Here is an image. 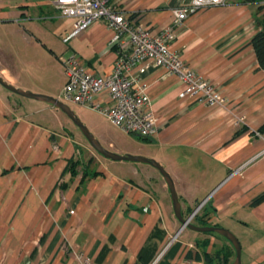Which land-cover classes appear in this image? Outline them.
Wrapping results in <instances>:
<instances>
[{"label":"crops","instance_id":"crops-1","mask_svg":"<svg viewBox=\"0 0 264 264\" xmlns=\"http://www.w3.org/2000/svg\"><path fill=\"white\" fill-rule=\"evenodd\" d=\"M185 1L109 3L152 35L169 28L170 49L225 105L186 96L184 84L150 64L139 82L157 134L139 138L141 151L128 153L111 143L106 148L158 162L174 183L184 218L194 213L207 226L231 231L241 264H264V199L255 204L264 195V70L250 45L264 10L226 0L175 26L173 10ZM73 25L52 0H0V77L55 98L66 81L59 60L70 54L100 75L109 73L114 31L99 20L63 43ZM33 48L53 58L62 71L59 80L43 74L38 83L26 81V51ZM72 128L54 106L0 86V264H204L194 260L196 253L233 251L217 236L179 231L168 187L155 168L95 155L85 160Z\"/></svg>","mask_w":264,"mask_h":264},{"label":"built area","instance_id":"built-area-1","mask_svg":"<svg viewBox=\"0 0 264 264\" xmlns=\"http://www.w3.org/2000/svg\"><path fill=\"white\" fill-rule=\"evenodd\" d=\"M225 3L226 0H186L181 8L173 10L174 25H180L201 9ZM52 4L61 17L74 20L63 43L104 20L114 31L109 45L116 48L115 61L105 75L90 70L77 54L61 59L66 81L58 98L60 101L96 111L125 134L148 139L157 134L158 122L139 77L153 64L163 67L168 75L184 84L186 96L195 97L208 106L225 105L219 92L193 73L170 49L173 34L169 28L152 35L147 29L134 25L109 0H52Z\"/></svg>","mask_w":264,"mask_h":264},{"label":"rangeland","instance_id":"rangeland-1","mask_svg":"<svg viewBox=\"0 0 264 264\" xmlns=\"http://www.w3.org/2000/svg\"><path fill=\"white\" fill-rule=\"evenodd\" d=\"M22 46L24 47V44L22 43V41H19L18 47L20 48ZM26 53L29 55L28 56L29 60L27 59V62H29L28 64L30 65L29 74L26 77V81H30V83H32L33 81L35 83H38L40 81L41 75L43 74L51 77L54 81L59 80L61 72L64 71V69L61 68L62 69L61 71L59 66L55 64V62L53 61V58H51L47 54V52L45 51L42 52L40 50L37 51L33 48L32 50H27ZM60 64L62 65V63ZM28 92L34 93L32 91H28ZM34 94H40V93H34ZM55 98L58 99L59 96ZM65 104L68 105V107L77 117V119L80 120V122L88 129V131L94 136V138L100 143V145L103 148L107 149L106 145L111 143L116 149L127 150L128 153H132L133 150L141 151L140 148L143 142L140 141L139 138L125 134L120 129H118L116 126L111 124L107 119H105L98 112L85 108V107H80V106H77L71 103H65ZM71 124H72V127H73L72 129L74 130L75 135H77L76 137L78 139L77 140L78 144L83 153V159L86 160L90 158L91 155L92 156L95 155L96 157H102L88 145L87 141L82 136L78 128L72 122ZM191 223L194 225L197 224V221L195 220V218L191 219ZM206 235L215 236L213 234L212 235L206 234ZM217 237L224 240V238L220 236H217Z\"/></svg>","mask_w":264,"mask_h":264},{"label":"water","instance_id":"water-1","mask_svg":"<svg viewBox=\"0 0 264 264\" xmlns=\"http://www.w3.org/2000/svg\"><path fill=\"white\" fill-rule=\"evenodd\" d=\"M0 86H2L7 91L16 94L18 96L32 99L35 101L43 102L49 105L54 106L55 108L62 111L70 121L78 128L82 136L87 141L88 145L100 156L105 159H108L113 162H134V163H142L150 165L151 167L155 168L160 175L163 177L166 185L168 187V191L170 194V199L172 202V208L174 212V216L180 224L179 231L183 229H188L193 232L197 233H204V234H216L220 237L224 238L226 241L230 243L232 246L235 256L234 260L231 264H241V247L238 239L228 230L216 227V226H197L191 223V219L194 216V213L189 215L188 217L184 218L181 214L180 203L178 201L177 193L174 187V183L170 177V175L164 170V168L155 160L147 159L140 156H132V155H118L116 153H112L107 149L103 148L100 143L94 138V136L88 131V129L80 122L79 119L74 115V113L70 110L68 105L61 102L59 99L54 97H49L46 95L41 94H34L28 91H23L20 89L15 88L12 85L7 84L1 77H0ZM140 138V137H138ZM141 139V138H140Z\"/></svg>","mask_w":264,"mask_h":264},{"label":"trees","instance_id":"trees-1","mask_svg":"<svg viewBox=\"0 0 264 264\" xmlns=\"http://www.w3.org/2000/svg\"><path fill=\"white\" fill-rule=\"evenodd\" d=\"M247 3H252V4H258L260 10H264V5L263 2L264 0H245ZM131 16L130 18H132ZM257 27L258 30L253 36V38L250 41V45L252 46L254 50V54L256 57V60L258 62L259 68L261 70H264V12H263V18L257 22ZM260 131L264 130V124L260 127ZM79 160L75 162V165L77 166L79 164ZM264 199V195L260 197L255 204L258 202L262 201ZM195 220L198 223V226H207L205 225V222L203 221L202 217H195ZM212 235V234H210ZM215 236H219L216 234H213ZM191 255V252H188L186 254V258H189L188 256ZM235 256L234 250L232 252L228 250H221L216 252L213 255H209L205 252H202V256L199 253H196L194 256V260L199 262L202 261L204 264H210L211 262L216 261L218 264H230L229 263V258L232 256Z\"/></svg>","mask_w":264,"mask_h":264}]
</instances>
